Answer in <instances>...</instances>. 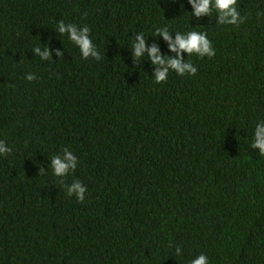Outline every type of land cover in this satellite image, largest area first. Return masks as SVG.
I'll return each mask as SVG.
<instances>
[{"label":"trees","instance_id":"trees-1","mask_svg":"<svg viewBox=\"0 0 264 264\" xmlns=\"http://www.w3.org/2000/svg\"><path fill=\"white\" fill-rule=\"evenodd\" d=\"M237 8L244 22L220 25L188 0H0V140L12 149L0 155V264H189L200 253L264 264V158L251 148L264 120V0ZM59 21L88 26L100 59L82 58ZM158 27L173 40L206 32L215 55L183 53L197 73L156 83L160 66L135 61L131 44L143 33L175 57ZM65 148L78 166L57 177L51 157ZM73 180L82 202L67 195Z\"/></svg>","mask_w":264,"mask_h":264},{"label":"clouds","instance_id":"clouds-1","mask_svg":"<svg viewBox=\"0 0 264 264\" xmlns=\"http://www.w3.org/2000/svg\"><path fill=\"white\" fill-rule=\"evenodd\" d=\"M194 10L191 15L200 18L205 15H211L213 10L217 13V24L220 25H239L244 22L245 18L241 16L237 8V0H188ZM58 31L65 35L70 42L78 47L82 58L87 59L92 57L96 60L100 59V53L90 35L91 29L88 26L77 27L75 24H65L59 21L56 25ZM155 35L162 36L168 42L169 50L175 52L176 56H165L160 53L156 46L147 47L145 43V35L141 33L136 36L132 42L133 57L135 61H139L147 56L151 58L153 65L160 66L153 74L156 83H161L167 80L170 71H174L180 76L195 75L198 71L197 67L185 60L183 53H188L189 56L195 54L203 58L205 56L211 58L215 55V49L212 42L208 39L207 33L203 31H189L186 33L176 32L175 40L172 39L167 27L156 28ZM33 51L41 59L48 60L51 58V51L48 47H35ZM57 55L62 56L63 53L58 52ZM34 74L29 73L26 76L28 81L34 80ZM251 148L259 150V156L264 158V120L258 121L255 124ZM12 149L4 140H0V155L11 153ZM63 155H55L51 157V171L57 177H65L74 172L78 166V158L73 152L67 148L63 149ZM44 171L41 169V172ZM67 195L76 197L78 201L85 200L87 187L79 180H73L66 187ZM183 249L181 246H176L175 255L181 256ZM189 264H210L208 257L204 253H200L195 258L191 259Z\"/></svg>","mask_w":264,"mask_h":264}]
</instances>
